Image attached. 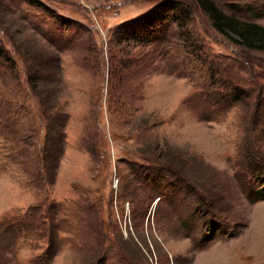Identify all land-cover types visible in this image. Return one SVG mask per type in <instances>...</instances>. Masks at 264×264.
Instances as JSON below:
<instances>
[{"label":"rangeland","instance_id":"374dc122","mask_svg":"<svg viewBox=\"0 0 264 264\" xmlns=\"http://www.w3.org/2000/svg\"><path fill=\"white\" fill-rule=\"evenodd\" d=\"M39 1L0 0V264H264V50L195 0L140 42L163 0Z\"/></svg>","mask_w":264,"mask_h":264},{"label":"trees","instance_id":"16d2710c","mask_svg":"<svg viewBox=\"0 0 264 264\" xmlns=\"http://www.w3.org/2000/svg\"><path fill=\"white\" fill-rule=\"evenodd\" d=\"M28 4L46 8L39 0H24ZM201 9L212 21L213 27L219 32L233 35L237 42L249 49L264 50V27L256 24L243 22L238 18L226 15L212 0H195ZM190 10L188 6L182 5L177 0H163L151 8L146 14L131 19L130 23L124 25L122 32L126 38L138 42L147 40L153 31L163 23L175 22L182 24L188 20ZM121 28V27H120ZM150 34V35H149ZM9 60H11L9 58ZM236 90V89H235ZM261 187L257 189L256 195H262ZM216 229L215 224L212 228Z\"/></svg>","mask_w":264,"mask_h":264}]
</instances>
